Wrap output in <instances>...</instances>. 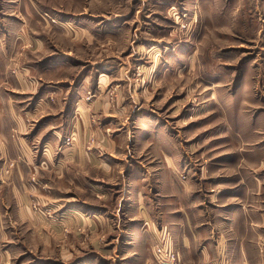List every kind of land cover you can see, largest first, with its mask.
I'll return each instance as SVG.
<instances>
[{
    "label": "rangeland",
    "instance_id": "obj_1",
    "mask_svg": "<svg viewBox=\"0 0 264 264\" xmlns=\"http://www.w3.org/2000/svg\"><path fill=\"white\" fill-rule=\"evenodd\" d=\"M209 2L0 0L11 73L60 109L33 125L26 108L31 135L54 136L35 145L24 210L12 208L19 179L4 177L0 264H264V237L244 243L245 259L181 256L199 244L188 219L216 218L225 202L206 192L264 153L251 144L264 136L260 51ZM195 184L203 209L186 206Z\"/></svg>",
    "mask_w": 264,
    "mask_h": 264
},
{
    "label": "crops",
    "instance_id": "obj_2",
    "mask_svg": "<svg viewBox=\"0 0 264 264\" xmlns=\"http://www.w3.org/2000/svg\"><path fill=\"white\" fill-rule=\"evenodd\" d=\"M208 1L213 4L216 0ZM220 1L218 3L219 7H215L217 12L215 17H222L221 10L224 9L227 18L231 20L238 19V21L242 22L240 28L237 26V31L233 30V26H231L233 21L232 23L226 22V27L231 28L232 33L238 34L239 31L247 37L254 35V38L243 39L242 43L248 44V42H251L260 51L257 63H254L253 67H256L254 73L256 72L259 78L262 79L264 77V0ZM236 12L238 13L236 14ZM211 16L215 19L214 15ZM0 33H3L1 21ZM14 49H16L14 42L0 41V190L4 188L2 185L4 177L9 180L18 178L19 182H14L13 184L19 185L16 191L20 197L17 206L12 208L24 210L27 203L25 190L29 188L27 177L30 170H33L34 163L37 165L42 157L41 153L35 149V145L37 147L41 139L46 142L50 141L47 138L54 136L51 133H45L42 128H38V133L35 132L34 135H31L33 131L30 132V130L34 129V126L31 128L25 125L24 118L29 113L26 108L30 104L35 105L36 111L34 112L33 109L29 113H33L32 118L35 121L33 125L42 119L44 115L57 116L60 109L54 110L52 106H59L47 102L46 93H48V90L40 89L38 93L32 92L28 89L30 86L27 83L25 85L17 75L11 73V68L18 64L15 63L13 65L11 61L15 54L10 52ZM19 63L24 62L21 61ZM250 63L251 61L245 63V65L249 67ZM242 83V88H244L246 83H248L245 77ZM44 85H46L44 87L51 86L52 79L45 81ZM262 91L264 92V90ZM263 96L264 94H261V98ZM51 110H54L57 114H53ZM37 113H39L40 117L36 116ZM56 124L58 125V122ZM54 128L50 127L48 131L52 130L53 133H57L61 126L56 127L54 125ZM14 133L16 134L15 136L13 135ZM251 144L264 146V136ZM260 151L262 152V149L256 153V156L255 154L249 157L243 156L249 163L246 169L240 170V168H237L236 172L232 173L233 175L218 178L220 179L219 181L226 184L225 186L223 184L222 187L215 188L210 193L206 192L207 198L225 200L224 203L221 202L214 207L218 211L220 220H217L218 217H212L193 224L188 219L186 222L187 226L191 228L193 234L195 233L193 242H196L195 245L199 244L197 249H194V253L188 250L187 253H183L181 256L198 258L199 256L205 257L207 253H211L210 256L216 259H229L232 257L245 259L249 257V254L245 252L244 243L259 242L264 237V153H260ZM8 161H16L18 163L15 173L14 170L11 172L6 171L5 168ZM38 173L39 176H42V171L39 170ZM228 179L233 180L228 182ZM185 185L186 182H184ZM186 190L189 191V188ZM190 193L192 196L190 199L193 202L186 204V206L197 205L201 193H199L196 184L193 189H190ZM198 205L199 209H203L200 204ZM87 207V210H89L90 207ZM173 224L184 226L175 222ZM184 232H189V229H184ZM142 237L143 235L140 233L135 234V238ZM234 250H237V253ZM242 264L247 263L245 261Z\"/></svg>",
    "mask_w": 264,
    "mask_h": 264
},
{
    "label": "bare ground",
    "instance_id": "obj_3",
    "mask_svg": "<svg viewBox=\"0 0 264 264\" xmlns=\"http://www.w3.org/2000/svg\"><path fill=\"white\" fill-rule=\"evenodd\" d=\"M76 210V209H75Z\"/></svg>",
    "mask_w": 264,
    "mask_h": 264
}]
</instances>
